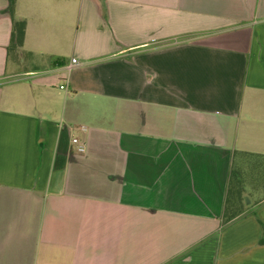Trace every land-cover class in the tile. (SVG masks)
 I'll return each mask as SVG.
<instances>
[{
	"label": "crops",
	"instance_id": "crops-1",
	"mask_svg": "<svg viewBox=\"0 0 264 264\" xmlns=\"http://www.w3.org/2000/svg\"><path fill=\"white\" fill-rule=\"evenodd\" d=\"M6 9L0 264H264V0H17V49Z\"/></svg>",
	"mask_w": 264,
	"mask_h": 264
},
{
	"label": "trees",
	"instance_id": "trees-1",
	"mask_svg": "<svg viewBox=\"0 0 264 264\" xmlns=\"http://www.w3.org/2000/svg\"><path fill=\"white\" fill-rule=\"evenodd\" d=\"M17 0H7L6 11L12 19V31L10 36V49H17L22 46L24 33H25V22L24 20L16 19L14 17V11ZM235 165L232 167L230 172V179L228 190L226 193L224 207L222 211V225L225 227L231 223L237 217L244 214V210L248 208V198L246 197L244 182V173L241 169L237 168V172L234 171ZM236 176V178H235ZM233 192V195H231ZM255 215V213H252ZM260 225V236L258 244H264V225L259 222Z\"/></svg>",
	"mask_w": 264,
	"mask_h": 264
},
{
	"label": "built area",
	"instance_id": "built-area-1",
	"mask_svg": "<svg viewBox=\"0 0 264 264\" xmlns=\"http://www.w3.org/2000/svg\"><path fill=\"white\" fill-rule=\"evenodd\" d=\"M78 65H79V63L76 59H71L70 62L61 65V68L63 70H65L66 72H70L73 68H75ZM59 88L62 90L65 89L64 86H60ZM81 130H85V128L82 127ZM71 143L75 146L76 150L79 153H83L85 151V144L83 142H81L79 139L72 138Z\"/></svg>",
	"mask_w": 264,
	"mask_h": 264
},
{
	"label": "rangeland",
	"instance_id": "rangeland-1",
	"mask_svg": "<svg viewBox=\"0 0 264 264\" xmlns=\"http://www.w3.org/2000/svg\"><path fill=\"white\" fill-rule=\"evenodd\" d=\"M238 162H240V163H242L243 161H238ZM238 166L239 165H237L236 164V166H235V168H234V171H236L237 170V168H238ZM259 171H262L263 172V174L261 175V174H258L259 176H264V166H252V167H250V170H249V172L251 173V174H254V175H257V173H259ZM237 172V171H236ZM235 178H236V176H235ZM243 184L245 185V184H249V183H247V181L245 180L244 182H243ZM253 194H257V192H252ZM260 193V192H259ZM246 194H247V191H246ZM231 195H233V192H231ZM251 200V198H248V201H250ZM252 200H253V203H256L257 202V200H258V197H252Z\"/></svg>",
	"mask_w": 264,
	"mask_h": 264
}]
</instances>
